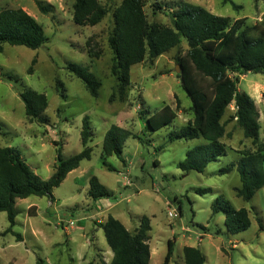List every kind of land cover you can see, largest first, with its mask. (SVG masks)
I'll list each match as a JSON object with an SVG mask.
<instances>
[{
  "label": "rangeland",
  "instance_id": "1",
  "mask_svg": "<svg viewBox=\"0 0 264 264\" xmlns=\"http://www.w3.org/2000/svg\"><path fill=\"white\" fill-rule=\"evenodd\" d=\"M37 1L48 8L46 13ZM75 1L0 0V11L24 10L42 25L47 38L37 50L6 44L0 53V148L18 150L34 173L47 181L55 173L59 148L65 160L84 150L81 131L85 117H89L93 133L88 145L91 159L83 161L53 191V201L36 196L17 199L12 232H8L7 214L0 213V264H37L39 259L45 264H110L113 253L101 228L109 216L130 232L139 229L144 217L149 218L150 264H163L171 241L174 253L170 264H185L186 247L200 249L205 264H264V188L246 202L237 196L241 187L237 171L220 173L258 149L236 121L230 120L234 104L223 119L226 156L211 163L204 173H184L177 165L189 150L204 143L203 139L171 140V134L193 119L192 101L183 90L176 61L186 56L187 41L153 63L146 60L133 66L122 102L112 74L114 54L109 38L115 28L114 13L123 0H99L107 15L95 27L74 23ZM143 1L149 24L172 28L173 13L185 2L228 18L232 25L258 26L255 36L264 31V0ZM70 65L86 67L97 77L102 84L98 98L71 73ZM240 77L239 90L255 100L259 111V143L264 144V76L248 73ZM26 90L47 97L46 124L26 116L20 97ZM165 106H170L177 118L159 132L147 130L140 111L152 115ZM115 125L132 134L124 145L123 161L117 156L105 157L103 152L105 135ZM91 176L113 196L94 202L88 194ZM200 189L209 192L201 195ZM218 198L235 210L246 209L251 227L230 234L224 212L213 215ZM170 213L177 217L170 218Z\"/></svg>",
  "mask_w": 264,
  "mask_h": 264
},
{
  "label": "trees",
  "instance_id": "2",
  "mask_svg": "<svg viewBox=\"0 0 264 264\" xmlns=\"http://www.w3.org/2000/svg\"><path fill=\"white\" fill-rule=\"evenodd\" d=\"M37 5L42 12H47L48 8L42 2L37 1ZM144 6L143 0H123L114 13L115 28L109 38V45L114 54L112 74L118 82L120 100L125 101L133 66L146 60L153 63L160 56L180 47L185 39L188 52L185 57H177L176 61L181 68L179 78L183 90L192 101L193 119L171 134V140L203 139L204 143L189 150L185 160L177 167L186 174L192 171L204 173L211 163L226 156V147L222 143V139L227 136L223 119L228 108L234 104L235 114L230 120L236 121L245 138L252 139L258 149L255 153H246L236 165H229L221 169L220 173L224 175L236 170L241 180L237 196L246 202L251 201L256 192L264 188V144L259 143L260 114L255 100L246 92H241L239 84L240 76L248 73L264 76V31L255 36L258 26L242 28V22L232 25L228 18L185 2H180L173 13L172 28L149 24ZM106 15L107 11L99 0L75 1L73 20L78 26L95 27ZM46 41L42 25L24 10L0 11V53L6 44L37 50ZM69 70L84 84L92 97L98 98L102 84L88 68L70 65ZM231 74H238V77L232 78ZM20 97L26 116L32 122L42 125L48 122L44 116L48 108L45 95L26 90ZM139 116L146 129L155 133L170 126L177 118V113L170 106H165L152 115L140 111ZM92 136L90 119L85 117L81 131L84 150L65 160L62 148H59L55 173L47 181L34 173L18 150L0 148V213L7 214L10 224L8 232H12L16 225V200L36 196L50 197L53 201V191L83 161L91 159L92 150L88 145ZM130 137L132 134L129 131L113 126L104 138L105 157L117 156L123 161V148ZM108 169L114 170L110 166ZM197 192L204 195L209 190L200 189ZM88 194L94 202L113 196L96 176L89 179ZM220 211L225 214V224L230 234H239L251 227L246 209L235 210L228 202L218 198L213 206V215ZM101 228L113 253L110 264H150L149 218L144 217L135 232H130L112 216ZM261 229H264L262 223ZM173 253L174 243L171 241L163 264H170ZM184 259L185 264L206 263L202 251L194 247L184 249ZM37 264L45 263L39 259Z\"/></svg>",
  "mask_w": 264,
  "mask_h": 264
},
{
  "label": "built area",
  "instance_id": "3",
  "mask_svg": "<svg viewBox=\"0 0 264 264\" xmlns=\"http://www.w3.org/2000/svg\"><path fill=\"white\" fill-rule=\"evenodd\" d=\"M169 217H170V218H176L177 215H176V214H173V213H170V214H169Z\"/></svg>",
  "mask_w": 264,
  "mask_h": 264
},
{
  "label": "water",
  "instance_id": "4",
  "mask_svg": "<svg viewBox=\"0 0 264 264\" xmlns=\"http://www.w3.org/2000/svg\"><path fill=\"white\" fill-rule=\"evenodd\" d=\"M179 72V69L177 68V73Z\"/></svg>",
  "mask_w": 264,
  "mask_h": 264
},
{
  "label": "crops",
  "instance_id": "5",
  "mask_svg": "<svg viewBox=\"0 0 264 264\" xmlns=\"http://www.w3.org/2000/svg\"><path fill=\"white\" fill-rule=\"evenodd\" d=\"M72 173V172H71Z\"/></svg>",
  "mask_w": 264,
  "mask_h": 264
}]
</instances>
